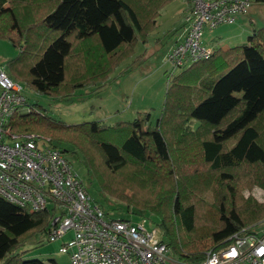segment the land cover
Returning <instances> with one entry per match:
<instances>
[{
    "label": "trees",
    "instance_id": "obj_1",
    "mask_svg": "<svg viewBox=\"0 0 264 264\" xmlns=\"http://www.w3.org/2000/svg\"><path fill=\"white\" fill-rule=\"evenodd\" d=\"M171 1L0 0V39L18 49L5 70L53 98L103 86L147 43ZM167 75L154 125L148 112L114 125L66 124L26 102L29 112L13 116L11 128L71 146L101 192L139 219L140 212L151 215L169 255L195 264L264 224V200L245 196L264 191V26L246 44L216 48ZM48 224L47 211L0 198V264H47L17 251Z\"/></svg>",
    "mask_w": 264,
    "mask_h": 264
},
{
    "label": "built area",
    "instance_id": "obj_2",
    "mask_svg": "<svg viewBox=\"0 0 264 264\" xmlns=\"http://www.w3.org/2000/svg\"><path fill=\"white\" fill-rule=\"evenodd\" d=\"M185 29L169 49L172 70L206 60L215 47L202 42L205 28L232 24L253 0H185ZM24 86L0 66V198L29 212L47 211L50 242L69 234L58 251L71 264H188L169 255L167 244L146 219L106 218L64 151L44 135L15 133L13 116L29 112ZM195 264H264V230L233 235Z\"/></svg>",
    "mask_w": 264,
    "mask_h": 264
},
{
    "label": "rangeland",
    "instance_id": "obj_3",
    "mask_svg": "<svg viewBox=\"0 0 264 264\" xmlns=\"http://www.w3.org/2000/svg\"><path fill=\"white\" fill-rule=\"evenodd\" d=\"M186 3L185 0H172L168 3L156 19V27L150 33L147 43H138L134 48L133 56L124 60L103 86L99 84L79 88L65 98L49 97L24 87L23 93L27 103L40 106L47 115L66 124L100 121L106 125H114L122 121H132L138 113L148 112L149 122L154 125L163 107L169 81L167 73L172 70L170 63L166 61V56L169 48L174 45L183 31L182 21L187 16ZM248 10L254 12L255 27L258 29L264 26V3L253 0ZM253 28L249 22L246 25L238 22L222 24L214 29L205 28L201 40L215 48L217 47L212 45L213 43L218 47L243 45L247 43ZM17 52L18 49L14 48L9 41L0 39V66L5 69L7 61ZM138 56L141 58L134 63V59ZM180 70L175 68L173 73ZM6 72L8 73L7 69ZM59 147L66 150L65 156L78 173L91 201L103 209L106 218L131 221L146 219L150 222L148 229L155 228L161 237L159 229L150 220L151 215L140 212L139 219L128 213L124 204L100 191L83 158L71 146ZM245 196L262 201L264 191L254 188L246 192ZM260 230H264V224L257 229V231ZM68 238L69 234L62 239L50 242L45 233H40L30 238L17 252L21 254L22 259H40L47 264H52L51 260L55 264H71L69 256L58 251L59 246Z\"/></svg>",
    "mask_w": 264,
    "mask_h": 264
},
{
    "label": "crops",
    "instance_id": "obj_4",
    "mask_svg": "<svg viewBox=\"0 0 264 264\" xmlns=\"http://www.w3.org/2000/svg\"><path fill=\"white\" fill-rule=\"evenodd\" d=\"M185 10L187 11L186 12V15L189 13V8H188V4L186 3V8H185ZM185 15V16H186ZM183 20V19H182ZM181 20V21H182ZM185 21H182V25H183V31H184V29H185V23H184ZM236 22H238V23H242V25H246L248 22H249V24H251V26H253L254 28L253 29H257L255 26V22H254V12L253 11H247L245 14H240V15H237L236 16V18H235V21H234V23H232V24H235ZM183 31H181V33L179 34V36L183 33ZM178 36V37H179ZM206 42V41H205ZM205 44H207V45H209L208 44V42H206ZM212 45H215L217 48H222V49H227V48H229L228 46H226V47H218L215 43H213ZM172 47V46H171ZM170 47V48H171ZM169 48V49H170Z\"/></svg>",
    "mask_w": 264,
    "mask_h": 264
}]
</instances>
